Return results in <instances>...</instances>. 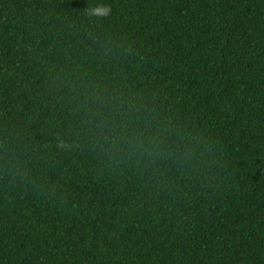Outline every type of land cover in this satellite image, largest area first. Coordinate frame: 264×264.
<instances>
[{"label":"trees","instance_id":"1","mask_svg":"<svg viewBox=\"0 0 264 264\" xmlns=\"http://www.w3.org/2000/svg\"><path fill=\"white\" fill-rule=\"evenodd\" d=\"M0 0V264H264V0Z\"/></svg>","mask_w":264,"mask_h":264},{"label":"clouds","instance_id":"2","mask_svg":"<svg viewBox=\"0 0 264 264\" xmlns=\"http://www.w3.org/2000/svg\"><path fill=\"white\" fill-rule=\"evenodd\" d=\"M112 14V5L106 0H95L84 9V15L88 18L102 19Z\"/></svg>","mask_w":264,"mask_h":264}]
</instances>
